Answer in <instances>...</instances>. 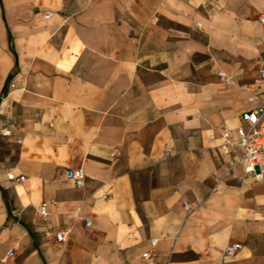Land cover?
Masks as SVG:
<instances>
[{
	"label": "crops",
	"instance_id": "crops-1",
	"mask_svg": "<svg viewBox=\"0 0 264 264\" xmlns=\"http://www.w3.org/2000/svg\"><path fill=\"white\" fill-rule=\"evenodd\" d=\"M263 65L264 0H0V264H264V182L222 146Z\"/></svg>",
	"mask_w": 264,
	"mask_h": 264
},
{
	"label": "built area",
	"instance_id": "built-area-1",
	"mask_svg": "<svg viewBox=\"0 0 264 264\" xmlns=\"http://www.w3.org/2000/svg\"><path fill=\"white\" fill-rule=\"evenodd\" d=\"M219 74L222 76L225 83L231 84L235 82L234 75L227 71L220 69ZM260 80H264V65L259 68ZM11 85H15L14 82ZM244 87L250 90L249 99L253 101V105L244 109L241 113L243 123L236 129L230 128L226 125L222 127V132L225 138L223 148L225 151H232L241 149V154H236L231 159V165L238 163L239 161H245L244 173L241 176L243 179L251 178L255 181L264 182V92L260 90L251 89L247 83L243 84ZM0 131L4 134H12L14 128L12 125H5L0 128ZM9 177L16 179H24L25 175L17 177L14 173L9 172ZM65 175L68 179L74 181L77 185H84L86 182V171L83 166L67 167ZM215 185L214 188H217ZM186 207H189V203H185ZM41 216L47 220L50 217L47 201H43L38 209ZM86 224L90 225L92 220L89 217H84ZM56 237L59 240H65L67 238L66 230L59 229L56 231ZM157 238L152 237L151 243L156 245ZM243 243L241 241H229L224 249L223 255H235L241 248ZM9 253L13 252V249H9ZM141 259L145 264H157V252L154 248L143 251ZM207 264V263H204ZM224 264H236V263H224Z\"/></svg>",
	"mask_w": 264,
	"mask_h": 264
},
{
	"label": "rangeland",
	"instance_id": "rangeland-1",
	"mask_svg": "<svg viewBox=\"0 0 264 264\" xmlns=\"http://www.w3.org/2000/svg\"><path fill=\"white\" fill-rule=\"evenodd\" d=\"M239 100H243V96L239 95ZM255 181V180H254Z\"/></svg>",
	"mask_w": 264,
	"mask_h": 264
}]
</instances>
